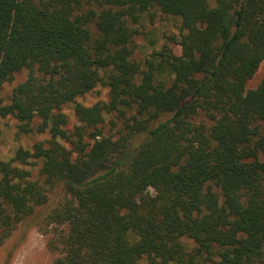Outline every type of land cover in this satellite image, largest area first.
Listing matches in <instances>:
<instances>
[{
    "label": "trees",
    "instance_id": "obj_1",
    "mask_svg": "<svg viewBox=\"0 0 264 264\" xmlns=\"http://www.w3.org/2000/svg\"><path fill=\"white\" fill-rule=\"evenodd\" d=\"M212 2L0 0V87L27 69L0 115L48 134L0 160V245L28 220L53 264H264V0ZM153 9L180 33L142 61Z\"/></svg>",
    "mask_w": 264,
    "mask_h": 264
},
{
    "label": "rangeland",
    "instance_id": "obj_2",
    "mask_svg": "<svg viewBox=\"0 0 264 264\" xmlns=\"http://www.w3.org/2000/svg\"><path fill=\"white\" fill-rule=\"evenodd\" d=\"M213 3V0H209ZM131 25L138 29V33L133 36L134 56L136 59L144 60L149 57L154 49H160L167 41L168 36L179 35V23L176 19L162 14L157 9L151 10V15L144 14L138 23L131 21ZM173 51L180 53V47L172 44ZM27 69H23L14 75L11 81L5 82L0 87V104L6 103L12 88L23 81L26 77ZM264 75V64L261 63L255 74L248 80L247 87H254ZM77 100L85 105L97 101L108 100L107 87L98 84L93 90L80 96ZM62 111L68 116V126L71 127L76 119L70 104L63 106ZM37 121L35 120L34 123ZM48 134L21 133L18 131V121L12 116L0 115V160H8L19 146L31 148L35 142L44 140ZM40 161L31 159L24 167L30 171L31 179L43 182L40 174ZM54 189L49 192L47 206L52 205L57 200ZM59 190V189H58ZM46 235H44L37 225L32 221L24 220L13 230L11 235L0 245V264H53L54 255L46 247Z\"/></svg>",
    "mask_w": 264,
    "mask_h": 264
}]
</instances>
